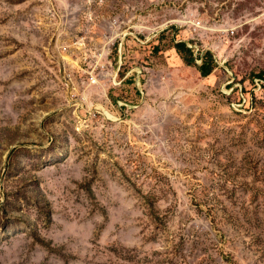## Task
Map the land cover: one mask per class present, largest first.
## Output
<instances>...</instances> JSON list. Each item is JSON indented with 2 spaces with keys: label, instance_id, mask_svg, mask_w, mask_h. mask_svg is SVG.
Listing matches in <instances>:
<instances>
[{
  "label": "rangeland",
  "instance_id": "obj_1",
  "mask_svg": "<svg viewBox=\"0 0 264 264\" xmlns=\"http://www.w3.org/2000/svg\"><path fill=\"white\" fill-rule=\"evenodd\" d=\"M260 73L264 0H0V264H264Z\"/></svg>",
  "mask_w": 264,
  "mask_h": 264
},
{
  "label": "trees",
  "instance_id": "obj_2",
  "mask_svg": "<svg viewBox=\"0 0 264 264\" xmlns=\"http://www.w3.org/2000/svg\"><path fill=\"white\" fill-rule=\"evenodd\" d=\"M174 48L176 49L177 53L180 55L184 63L188 66L197 67L200 75L204 78L210 77L218 67V62L216 61V57L213 52H208L206 56H203L202 63L199 65L197 64L198 58L195 55L193 48H191L187 42H175ZM257 77L260 78V83H263L264 85V73L258 74Z\"/></svg>",
  "mask_w": 264,
  "mask_h": 264
}]
</instances>
